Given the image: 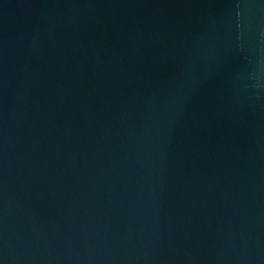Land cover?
Instances as JSON below:
<instances>
[{"label": "water", "instance_id": "obj_1", "mask_svg": "<svg viewBox=\"0 0 264 264\" xmlns=\"http://www.w3.org/2000/svg\"><path fill=\"white\" fill-rule=\"evenodd\" d=\"M0 264H264V0H0Z\"/></svg>", "mask_w": 264, "mask_h": 264}]
</instances>
